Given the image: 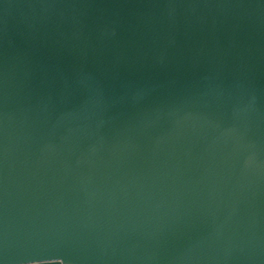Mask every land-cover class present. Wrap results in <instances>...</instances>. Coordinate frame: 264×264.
I'll return each instance as SVG.
<instances>
[{
    "label": "water",
    "instance_id": "obj_1",
    "mask_svg": "<svg viewBox=\"0 0 264 264\" xmlns=\"http://www.w3.org/2000/svg\"><path fill=\"white\" fill-rule=\"evenodd\" d=\"M0 264H264V0H0Z\"/></svg>",
    "mask_w": 264,
    "mask_h": 264
}]
</instances>
